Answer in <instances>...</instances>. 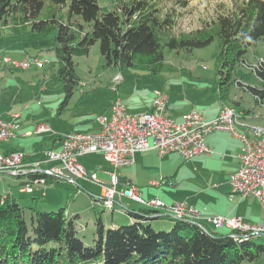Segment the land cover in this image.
<instances>
[{
	"label": "trees",
	"instance_id": "obj_1",
	"mask_svg": "<svg viewBox=\"0 0 264 264\" xmlns=\"http://www.w3.org/2000/svg\"><path fill=\"white\" fill-rule=\"evenodd\" d=\"M116 1L114 9L103 11L98 0H0V35L7 27L13 33L28 27L55 33L57 75L66 101L81 82L75 57L88 54L96 42L106 66L159 75L166 50L191 52L219 38L215 84L220 99L237 82L262 101L263 88L244 84L234 74L237 61L247 64L245 47L264 38V0H230V5L216 7L215 16L190 32L177 28V9L205 0ZM75 16L91 23L92 29L84 32L82 20ZM251 70L264 83V62ZM124 213L133 217L129 225L106 228L102 217L97 218L92 243H88L79 235L80 214L70 216L66 206L40 210L33 204L26 207L22 198L10 193L0 194V264H245L264 252V243L252 234L235 238L232 230H214L204 222L169 215L171 228L155 229L151 219L158 214L149 207L126 208Z\"/></svg>",
	"mask_w": 264,
	"mask_h": 264
},
{
	"label": "rangeland",
	"instance_id": "obj_2",
	"mask_svg": "<svg viewBox=\"0 0 264 264\" xmlns=\"http://www.w3.org/2000/svg\"><path fill=\"white\" fill-rule=\"evenodd\" d=\"M98 2L103 11L114 9L117 4L116 0H98ZM221 4L226 8L227 4L230 5V0L193 1L186 9L176 8L178 13L180 12L177 28L190 32L200 27L203 20H209L216 15L215 8ZM74 18L82 20L78 16ZM82 22L84 32L92 29L91 23L84 20ZM54 37L55 33L36 32L29 27L20 33H13V30L7 27L0 35V112L4 115L19 113L20 117L16 120L19 123V128L21 127L22 131L32 130L31 136L21 137L15 143L19 148H24L27 154H40L35 148V141L40 138L43 139L45 146L50 147L53 141L49 138L53 135H63L71 130L83 132L97 130L95 117L102 112L105 113L104 110L118 99L125 105L127 104L128 108L136 110L135 113H143L138 111L147 109L162 93L169 95L171 111H179L184 107L188 109L201 107L204 103V107L211 106L214 99L221 101L218 88L216 87L212 92L215 79H218V58L221 50L219 38H215L208 46L195 48L191 52L166 50V63L159 75H154L148 70L119 69L116 66H106L100 51V44L96 42L91 46L88 54L75 57L76 70L81 82L73 95L66 101L63 83L57 75L58 63L54 50ZM245 48L244 58L247 64L237 61L234 78L242 79L246 84L262 88L263 81L251 69L258 64L259 60L264 59V38ZM25 49L32 53L30 55L39 53L41 58L47 59L46 66L44 68L32 66L26 70L9 69L10 67L3 61L4 57L18 58L14 56H19ZM50 62L52 65L48 64ZM121 72H124L125 77H122ZM117 75L124 78L122 83L115 80ZM236 99L243 100L244 106L255 108L258 111L262 110L261 112L264 113V105H260L263 101L257 103L254 96L237 82L231 85L230 91L227 92L223 100L231 104L232 107ZM41 125L46 128L41 131L43 132L41 135H36L35 130ZM251 130L256 138L250 139L257 140L260 135L254 131L255 129L251 128ZM12 151L14 150H10L8 153ZM91 162L82 158V163L87 168L90 167L89 163ZM97 163L105 164L106 162L101 156ZM9 178L12 177L5 176L3 181L0 180V194L9 191L11 185V182L7 180ZM108 179L107 175H100L99 178L104 182H107ZM59 182L51 184V186L61 188L59 190L62 196L60 199L66 205V211H71L74 207L79 208L77 210L81 214L78 220L79 235L85 237L88 243H92L97 218L102 217L106 228L129 225L128 221L123 220L122 211H125L123 206L129 204H133L137 208L142 206L139 202L126 198V205L117 201L113 209H108L109 207L105 208L103 203L92 200L88 192L82 189L80 192L86 194L87 197L82 194L81 197L77 196L73 201L69 199L67 193L73 191L74 185L68 182ZM180 186L181 188H179ZM186 187L184 183L178 182L177 190L172 191L170 195L176 198L183 194ZM5 189L7 191L3 192ZM118 189L121 191L122 187L118 185ZM23 196L27 198L22 201V204L26 207L31 206V195L24 194ZM43 199L44 197H40V202H43ZM169 200L172 201V199ZM59 207L53 209L40 204L38 208L51 211L57 210ZM26 216L29 219L28 209ZM170 221L168 216H161L153 220V227L155 229H170L171 226L159 225L160 222L166 224ZM212 229L215 230V227L212 226ZM218 230L226 231L224 228ZM255 240L264 243V235H257ZM245 264H264V252L257 260L247 261Z\"/></svg>",
	"mask_w": 264,
	"mask_h": 264
},
{
	"label": "built area",
	"instance_id": "obj_3",
	"mask_svg": "<svg viewBox=\"0 0 264 264\" xmlns=\"http://www.w3.org/2000/svg\"><path fill=\"white\" fill-rule=\"evenodd\" d=\"M264 62L263 59L258 63ZM28 62H18L12 59L10 68L27 66ZM255 70V66H254ZM120 82L121 75L115 77ZM264 89V86L262 87ZM169 97L160 94L153 102L152 108L143 113L128 111L126 105L115 100L109 112L95 117L98 129L82 132L71 130L60 135L62 146L59 149H46L37 159H29L24 151H15V156H4L0 149V174L9 173L15 176L23 174H37L30 177L29 183L24 185V190L31 192L34 183L47 184L49 179L78 184V179L98 182L104 187L102 200L104 207H113L116 204V195L121 194L139 202L143 206L164 211L169 216L185 218L196 222H207L217 228L234 231L237 238L241 234L264 235V223L252 224L240 216H225L210 213L206 207L202 210L189 206L187 201H177L165 204L159 198L145 199L138 192L136 186L130 185L127 189L118 191L119 174L122 167L130 166L135 162L136 153L155 149L163 157L171 151L178 152L185 160L197 155L213 153L212 147L207 143V137L216 131H228L239 137L242 141V150L239 154V167L230 174V198L236 195L255 196L264 209V143L252 142L244 135H240L239 119L243 112L226 111L222 106L218 115L211 120L204 119L196 109L184 114L181 121H168ZM13 121H7L0 115V145L17 136L10 132V125H19L16 120L19 113H13ZM259 135L264 131L250 126ZM45 126L38 127V131L45 130ZM102 153L112 166L109 183L98 180L96 172L88 171L80 162L79 157ZM29 176V175H28ZM152 185L160 182L152 181Z\"/></svg>",
	"mask_w": 264,
	"mask_h": 264
},
{
	"label": "crops",
	"instance_id": "obj_4",
	"mask_svg": "<svg viewBox=\"0 0 264 264\" xmlns=\"http://www.w3.org/2000/svg\"><path fill=\"white\" fill-rule=\"evenodd\" d=\"M27 54H32V53L29 50L25 49L21 51L19 56H14V57H18L15 59H22ZM34 54L39 55L41 57L39 53H34ZM124 72L120 73L122 77L123 76L125 77ZM123 79L121 78L120 80L121 83L123 82ZM215 82L212 86V90H213L212 92H214L216 89ZM242 101L243 100L236 99L234 100V105H232V107L237 108L238 110L242 111L244 114L242 119H240L238 128L240 130V133L246 135L251 139H255L256 136L252 132L251 130L252 127L250 126L264 127V113L261 112L262 110L258 111L255 108H249L244 106L242 104ZM262 101L263 103L262 102L260 103V101L257 100V103L259 102L260 105L263 106L264 97L262 98ZM204 104L201 107H192L189 109L187 107H184L181 108V110L179 111L178 110L171 111L170 98H169L168 116L172 117L175 121H181L183 119L184 114H186L188 111L192 109H196L203 115L204 119L211 120L218 115L222 106L225 105L231 106V104H228L224 100L220 101L219 99L217 100L214 99V103L211 106L204 107ZM126 107L128 111L130 112L134 111L132 108L131 109L128 108L127 104ZM151 108L152 105L150 104V106L147 109L139 110L138 112L148 111ZM109 109L110 107L108 106L104 110V112H109ZM169 111L171 112L169 113ZM0 114L7 121L14 120L12 115L13 113L9 115H4V113L0 112ZM38 127L35 130V134L41 135L43 132H39ZM21 129L22 128L20 127L17 130H15L17 134L15 138H12L9 141H5L0 145L1 151L8 152L10 150H21L27 154L24 148H19L17 145H15V143L18 142L21 137L31 136L33 133L32 130L22 131ZM54 136H60V135H53L49 138L52 139L53 141V144L50 147L44 145V141L42 138L35 141V148L40 152V154L36 155V154L28 153L27 154L28 158L37 159L43 155V151L46 149L61 148L62 138L61 137L55 138ZM206 141L208 145L212 147L213 153L197 155L189 160H185L176 151H171L166 155H164L163 157H161L155 149H150L147 151H141L136 153L135 162L132 165L122 167L118 170V174H119L118 185L122 187L121 191L127 189L130 185H134L136 186L138 192L141 193L145 199L159 198L169 204L177 201H187L189 206L197 210H202L204 207H206L210 213H217L225 216H240L246 222L252 224H259V223L263 224L264 209L255 196L236 195L232 199L229 196L231 194V184L229 182V176L239 167V163H240L239 154L242 150L241 139L239 137L232 135L228 131L221 130L210 134L207 137ZM101 156L103 160L106 162L105 164L97 163V160H100ZM82 158H85L87 162L88 161L91 162L92 160L94 161L91 162L92 165L91 163H89L90 167L87 168L86 165L82 163ZM79 162L88 171L96 172L98 180L100 178V175H107L109 178L107 182H104L102 180L99 181L107 184L109 183L112 166L105 159L102 153H92L81 156L79 157ZM5 176L12 177L7 179L11 182V185L9 187V191L1 195H6L10 193L15 197L22 198V201L23 200L25 201V199L27 198L23 196L24 194L31 195L30 198L32 199L30 203L37 207H39V205L41 204L47 208L54 209L58 206L62 207L64 205V203L61 202L63 200L60 199L62 197L61 191H59L61 190V188L51 186V184L60 183L58 180L49 179L47 184L34 183L32 185L33 190L29 192L27 190H24L23 188L24 185L29 183L28 181L30 179V176H28L27 174L15 176L9 173H1L0 178L2 179L0 180L3 181L5 179ZM152 181H158L160 182V184L152 185L151 184ZM178 182L184 183V186L186 185L187 187L186 190L183 192V194L174 198L173 196L170 195V193L172 191L177 190L176 188L178 187ZM146 186H151V187H146ZM179 188H181V186ZM80 189L86 190L92 200H95L98 203H102L101 198L99 199L98 196L103 195L104 187L98 184V182L78 179V184L74 185L72 189L73 191L67 193L69 199L74 201L76 200L77 196L81 197L82 194L87 197L86 194L80 192ZM5 191H7V189H5L3 192ZM76 191L78 192L75 194ZM118 191L120 190L118 189ZM67 194L65 195V197L67 196ZM169 196H171V198H169ZM40 197H44L43 202H40L39 200ZM126 198L129 197L125 195L117 194L116 202L120 201V203L123 204L125 203L126 205L127 202ZM169 199H172V201H170ZM140 207L141 206L137 208L133 204L123 206V208L125 209L129 208L134 210H138ZM143 207L147 208L146 206ZM78 209L79 208L74 207L73 209H71V211L67 210L66 212L70 216H73L76 214H80L79 213L80 211H77ZM149 209H152L154 214L155 213L158 214L157 215L158 217L151 219L152 225H154L153 224L154 219H158L161 216L167 215L166 213H164V211L159 212L158 210L153 208H149ZM124 212L125 211H122L123 220L132 223L133 217L127 215ZM204 223L211 226V224L207 223L206 221ZM159 225H165L166 227L172 226L173 222L172 221L166 222V224L160 222Z\"/></svg>",
	"mask_w": 264,
	"mask_h": 264
},
{
	"label": "bare ground",
	"instance_id": "obj_5",
	"mask_svg": "<svg viewBox=\"0 0 264 264\" xmlns=\"http://www.w3.org/2000/svg\"><path fill=\"white\" fill-rule=\"evenodd\" d=\"M12 59L14 61H18V62H28L27 66H23V67H16L14 69H22V70H26L31 68L32 66H36L39 68H44L48 62V60L41 58L39 56H33L30 54L25 55L22 59H15V58H11V57H4L3 61L6 65H10L12 62ZM10 67V66H9ZM226 111H236V108L231 107V106H224ZM168 121H175L172 117L168 116ZM239 123H240V119H239ZM19 128V125H10V132H15V130H17ZM256 129L260 130V131H264V128H258L256 127ZM256 133H258L255 130ZM259 134V133H258ZM240 135H244L242 133H240ZM246 136V135H244ZM247 137V136H246ZM248 139H250L249 137H247ZM251 140V139H250ZM252 142L255 143H264V134H260V137L257 140H251ZM4 156H15V150L6 154V152H4ZM110 208V207H109ZM171 217V216H170ZM174 218H176V216H172ZM176 219H185V218H176ZM188 220V219H187Z\"/></svg>",
	"mask_w": 264,
	"mask_h": 264
},
{
	"label": "water",
	"instance_id": "obj_6",
	"mask_svg": "<svg viewBox=\"0 0 264 264\" xmlns=\"http://www.w3.org/2000/svg\"><path fill=\"white\" fill-rule=\"evenodd\" d=\"M206 230H208L207 228H205Z\"/></svg>",
	"mask_w": 264,
	"mask_h": 264
}]
</instances>
